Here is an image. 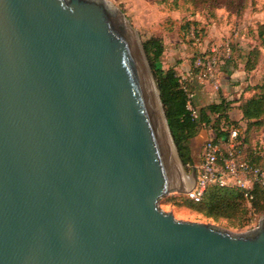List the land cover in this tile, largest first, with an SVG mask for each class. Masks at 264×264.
<instances>
[{
  "label": "water",
  "instance_id": "95a60500",
  "mask_svg": "<svg viewBox=\"0 0 264 264\" xmlns=\"http://www.w3.org/2000/svg\"><path fill=\"white\" fill-rule=\"evenodd\" d=\"M193 169L122 11L0 0V264H264V216L232 233L162 209Z\"/></svg>",
  "mask_w": 264,
  "mask_h": 264
},
{
  "label": "rangeland",
  "instance_id": "374dc122",
  "mask_svg": "<svg viewBox=\"0 0 264 264\" xmlns=\"http://www.w3.org/2000/svg\"><path fill=\"white\" fill-rule=\"evenodd\" d=\"M107 1L128 18L142 45L152 39L163 41L164 69H176L181 80L192 85L195 94L207 88L208 93L214 97L229 95L230 99L235 100L241 96V99L246 100L260 92L264 93V38L258 36V27L264 24V0H218L215 7L194 4L191 0ZM227 47L232 48L229 57L225 56ZM240 52L244 53L245 58L251 54V64L255 70L245 71V59L239 58ZM203 55L209 60L215 57L218 61V88L210 79L192 75L193 61ZM147 63L149 65L148 58ZM228 73L230 78L226 77ZM223 82L227 85L225 90L222 89ZM237 85H241L240 90L235 88ZM261 86L260 91L257 88ZM262 123L260 127H252L249 135L245 136L246 126L239 122L242 142L245 139L246 148L257 147L264 155V119ZM210 139L204 137L191 140L195 167L200 165L204 146ZM193 171V167H184L188 176ZM161 207L166 212H172L179 220L210 223L232 233L251 230L264 216L255 215L249 225L238 227L236 220L205 216L187 201L185 195L179 194L164 198Z\"/></svg>",
  "mask_w": 264,
  "mask_h": 264
},
{
  "label": "trees",
  "instance_id": "16d2710c",
  "mask_svg": "<svg viewBox=\"0 0 264 264\" xmlns=\"http://www.w3.org/2000/svg\"><path fill=\"white\" fill-rule=\"evenodd\" d=\"M217 1L191 0L194 4L209 5L212 7L217 5ZM175 6L177 7L178 5L176 4ZM258 29V36L260 39H263L264 24L259 25ZM143 45L157 87L160 91V98L164 105L169 128L185 168L195 166L190 143L202 130H210L213 134L212 139L214 141L225 142L229 137L231 128H240L239 122L246 126L245 136L249 135L252 127H260L263 124V92L246 100L241 99V96L238 99L232 100L225 95H220L218 96V102L200 107H197L194 101H192V106L197 113V116H193L188 108L190 100L182 88L180 75H178L174 68L165 70L163 67V56L165 52L163 41L152 39L146 41ZM240 53L239 58L245 59V71L251 72L255 70L254 65L251 64V54L249 53V57L245 58L243 56L244 53ZM206 59L207 56L203 55L193 61L191 69L192 75L207 80L205 67H196L198 60L206 63ZM235 64H237V60ZM187 87L189 91L195 94L192 85H187ZM257 89L261 91L262 86ZM237 112L241 113V120L236 119ZM245 143V139L242 142L241 137L238 148L243 149L245 159L249 160L254 166L264 168V155L262 151L257 147H249L248 149ZM187 201L192 203L197 211L209 218L218 219L225 217L238 221L236 225L238 227L247 226L252 222L253 216L264 214V188L259 186L248 193L235 188H209L201 201L194 202L189 199Z\"/></svg>",
  "mask_w": 264,
  "mask_h": 264
},
{
  "label": "built area",
  "instance_id": "2783aa9c",
  "mask_svg": "<svg viewBox=\"0 0 264 264\" xmlns=\"http://www.w3.org/2000/svg\"><path fill=\"white\" fill-rule=\"evenodd\" d=\"M230 48L225 49V56H230ZM196 67H205L207 79L215 88L219 87L218 61L214 57L196 62ZM182 88L189 98L188 108L193 116H197L192 106L195 94L189 91L187 84L181 80ZM242 130L233 127L225 142L210 139L206 142L203 157L197 168V184L185 197L191 201L199 202L209 188H235L242 192H250L255 187L264 188V168L254 166L245 159L243 149L238 148ZM253 224V223H252ZM258 226V225H257ZM256 226V227H257ZM255 228V226H252ZM252 228V229H253Z\"/></svg>",
  "mask_w": 264,
  "mask_h": 264
},
{
  "label": "crops",
  "instance_id": "0c3cea01",
  "mask_svg": "<svg viewBox=\"0 0 264 264\" xmlns=\"http://www.w3.org/2000/svg\"><path fill=\"white\" fill-rule=\"evenodd\" d=\"M229 74L230 73L226 74L227 78H230ZM226 86H227L226 82H223L222 89L225 90ZM235 88L240 90L241 89V85L240 86L237 85V87H235ZM228 96L229 95H227V97ZM228 98H230V97H228ZM218 101H219L218 97H214L211 94H209L207 88H203L202 90L197 91L196 94H195V99H194V103H195V105L197 107L206 106V105H209V104H211L213 102H218ZM236 119L237 120H241V113L240 112L236 113ZM204 137L212 138L213 134H212V132L210 130L204 129V130L201 131V133L196 138H204ZM191 149H192V145H191Z\"/></svg>",
  "mask_w": 264,
  "mask_h": 264
},
{
  "label": "bare ground",
  "instance_id": "6f19581e",
  "mask_svg": "<svg viewBox=\"0 0 264 264\" xmlns=\"http://www.w3.org/2000/svg\"><path fill=\"white\" fill-rule=\"evenodd\" d=\"M155 93H156V91H155ZM187 182H188V186L190 187L192 185V181L190 179H188Z\"/></svg>",
  "mask_w": 264,
  "mask_h": 264
}]
</instances>
